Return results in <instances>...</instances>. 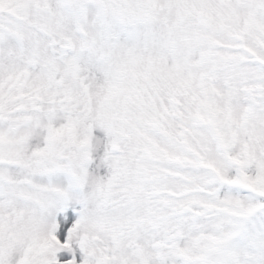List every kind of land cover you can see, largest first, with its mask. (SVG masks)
Here are the masks:
<instances>
[{"label":"snow or ice","instance_id":"obj_1","mask_svg":"<svg viewBox=\"0 0 264 264\" xmlns=\"http://www.w3.org/2000/svg\"><path fill=\"white\" fill-rule=\"evenodd\" d=\"M0 264H264V0H0Z\"/></svg>","mask_w":264,"mask_h":264}]
</instances>
